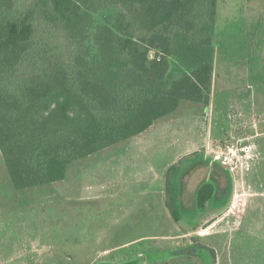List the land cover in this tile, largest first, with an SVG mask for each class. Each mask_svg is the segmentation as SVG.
<instances>
[{"label": "rangeland", "instance_id": "374dc122", "mask_svg": "<svg viewBox=\"0 0 264 264\" xmlns=\"http://www.w3.org/2000/svg\"><path fill=\"white\" fill-rule=\"evenodd\" d=\"M214 46L209 102L182 100L142 135L144 156L156 153L146 179L164 169V199L158 185L125 175L119 156L109 163L111 148L24 189L0 151V264H264V0H218ZM232 145L247 149L248 169L220 161ZM205 182L215 191L200 208Z\"/></svg>", "mask_w": 264, "mask_h": 264}, {"label": "trees", "instance_id": "16d2710c", "mask_svg": "<svg viewBox=\"0 0 264 264\" xmlns=\"http://www.w3.org/2000/svg\"><path fill=\"white\" fill-rule=\"evenodd\" d=\"M217 5L0 0V151L15 187L65 179L71 163L141 134L182 100L208 103ZM106 9L112 18L98 19ZM171 182L166 204L179 221ZM214 191L200 187V208Z\"/></svg>", "mask_w": 264, "mask_h": 264}, {"label": "crops", "instance_id": "0c3cea01", "mask_svg": "<svg viewBox=\"0 0 264 264\" xmlns=\"http://www.w3.org/2000/svg\"><path fill=\"white\" fill-rule=\"evenodd\" d=\"M144 132L141 134H138L136 136H133L127 140H125L126 144L123 146H115L112 145L108 148H105L101 151L107 152L111 148V150L108 152V159H111L109 163L112 164L114 160L119 156V158L122 159V161H119L120 167H124V174L125 170L127 168L128 171H130L129 175L132 177H136L135 179L139 180V183H150L152 185H158V188L156 189L158 193H160V196L162 199L165 198V189H164V169H158V172H154V174L146 179L147 175L150 174L147 170V161L153 160L152 155L156 153H150L148 157H145L147 152V147H150V145L144 144V138H142V135H144ZM141 135V136H140ZM140 137V138H138ZM123 142V141H122ZM120 143V142H119ZM153 147V146H151ZM115 149V150H114ZM116 151V152H115ZM100 152V151H99ZM114 152V154H112ZM98 153V152H96ZM94 153V154H96ZM145 155V156H144ZM130 156V157H129ZM144 156V157H143ZM154 156V155H153ZM118 159V158H117ZM152 162V161H151ZM151 168H153L151 166ZM156 169V168H155ZM123 175V174H122ZM143 178V179H142Z\"/></svg>", "mask_w": 264, "mask_h": 264}, {"label": "built area", "instance_id": "2783aa9c", "mask_svg": "<svg viewBox=\"0 0 264 264\" xmlns=\"http://www.w3.org/2000/svg\"><path fill=\"white\" fill-rule=\"evenodd\" d=\"M247 154V149L243 146L236 147L234 145L228 146L225 151H220L218 158L220 161L230 167L232 170H238V168H249L247 161H244V156Z\"/></svg>", "mask_w": 264, "mask_h": 264}]
</instances>
